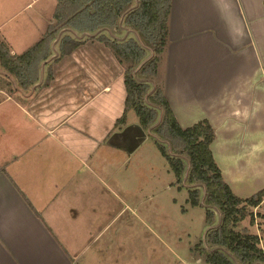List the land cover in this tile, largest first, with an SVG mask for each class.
I'll return each instance as SVG.
<instances>
[{
	"label": "crops",
	"instance_id": "0c3cea01",
	"mask_svg": "<svg viewBox=\"0 0 264 264\" xmlns=\"http://www.w3.org/2000/svg\"><path fill=\"white\" fill-rule=\"evenodd\" d=\"M20 1L0 0V38L13 55L53 22L28 14L39 0ZM124 31L113 38L137 35ZM161 71L181 127L202 120L213 126L212 152L233 191L247 198L258 190L252 183L264 184V0H172ZM9 76L0 68V264L121 263L114 253L92 252L90 224L75 214L88 210L91 179L106 173L105 156L124 152V159L144 140L146 130L131 124L130 112L127 124L115 127L125 113L124 68L91 40L55 65L46 88L24 92Z\"/></svg>",
	"mask_w": 264,
	"mask_h": 264
},
{
	"label": "trees",
	"instance_id": "16d2710c",
	"mask_svg": "<svg viewBox=\"0 0 264 264\" xmlns=\"http://www.w3.org/2000/svg\"><path fill=\"white\" fill-rule=\"evenodd\" d=\"M172 0H57L54 22L49 25L44 36L21 55H13L9 45L0 38V68L12 76L21 91L29 92L40 84V88L50 86L54 79V67L76 49L94 40L104 45L124 68V84L127 98L125 113L116 123V129L127 123L128 113L134 111L143 129H149L155 121L156 110L147 104V94L151 86L138 81L135 71L142 64L139 76L153 78L157 89L151 99L163 111L162 121L153 133L170 142L171 156L161 142L156 146L166 159L177 182L186 179L189 187L200 184L205 188L206 222H215V213L208 206L215 207L222 215L219 227L210 229V245L219 246L231 253L238 264H264V249L258 235L243 233L236 227L250 214L254 223V212L264 203V189L251 197L238 196L228 182L212 152L216 132L208 120H202L188 128L179 124L170 102L165 96V77L162 70L164 56L169 44ZM125 27L134 30L138 38L131 37L123 42L102 32L105 28L115 29L121 19ZM88 36L78 39L70 32ZM58 53L54 57L53 45L58 41ZM46 68L42 79L41 68ZM183 156L189 161L187 177ZM186 177V178H185ZM189 203L200 205V190L189 189ZM200 249V248H198ZM205 255L207 264H236L223 252Z\"/></svg>",
	"mask_w": 264,
	"mask_h": 264
},
{
	"label": "rangeland",
	"instance_id": "374dc122",
	"mask_svg": "<svg viewBox=\"0 0 264 264\" xmlns=\"http://www.w3.org/2000/svg\"><path fill=\"white\" fill-rule=\"evenodd\" d=\"M2 1L5 6L8 5L5 3L6 0ZM56 3L57 0H39L35 9L28 14L37 13L44 20L50 19L54 22ZM125 28L127 27L124 26L122 18L115 29L105 28L100 33H105L111 38L120 37L125 35ZM66 32L73 33L72 35L78 39L85 36L71 30ZM60 38L53 45L54 57L58 53ZM135 38L139 39L138 34ZM142 64L135 71V75L138 81L151 86L146 99L147 104L156 110L155 121L146 129L144 140L135 152L124 154V159V152L116 153L115 158V152H109L104 158L106 173L98 171L97 177L91 179L92 196L86 197L88 210L75 214L78 220L90 224L91 250L93 253L100 251H105L109 255L114 253L118 258H122L119 264H207L205 255L200 251L205 249L208 253L221 251L238 264L235 257L226 249L210 245L208 241L210 229L219 227L222 215L217 208L208 206L215 213V222L212 225L207 224L205 188L200 184L189 187L186 179L182 184L176 185L174 173L156 146L157 141L161 142L171 156L177 157L169 141L153 134V129L159 126L163 114L162 109L151 99L157 89L156 81L153 78L142 79L139 76ZM45 72L43 64L41 76L44 74L45 77ZM11 78L15 82L12 76ZM15 84L18 87L16 82ZM129 117L131 124L139 123L134 111L130 112ZM182 158L187 177L189 161L187 156ZM262 169L264 171V165ZM254 182L256 181H253L252 188L258 190L248 197L264 189V184L258 183L257 188ZM195 188L200 190L198 207H192L189 203L188 190ZM250 211L254 212V223L249 214L236 230L258 235L261 239L260 246L264 249V203L260 208ZM107 246L110 248L109 251L105 248ZM103 257L100 256V259Z\"/></svg>",
	"mask_w": 264,
	"mask_h": 264
}]
</instances>
